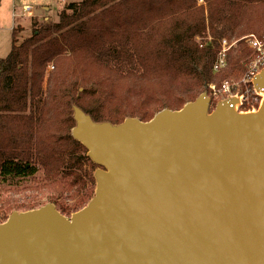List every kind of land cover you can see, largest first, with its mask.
Returning a JSON list of instances; mask_svg holds the SVG:
<instances>
[{
    "label": "trees",
    "instance_id": "1",
    "mask_svg": "<svg viewBox=\"0 0 264 264\" xmlns=\"http://www.w3.org/2000/svg\"><path fill=\"white\" fill-rule=\"evenodd\" d=\"M32 20L31 36L12 37L0 60V185L59 179L74 201L56 205L65 216L96 188V166L71 137L73 109L96 124L146 123L212 84L242 79L254 59L243 38L264 36V0H81L56 23ZM222 42L229 50L214 73Z\"/></svg>",
    "mask_w": 264,
    "mask_h": 264
},
{
    "label": "water",
    "instance_id": "2",
    "mask_svg": "<svg viewBox=\"0 0 264 264\" xmlns=\"http://www.w3.org/2000/svg\"><path fill=\"white\" fill-rule=\"evenodd\" d=\"M252 84L264 91V70ZM209 113L205 94L149 122L96 124L77 108L72 138L94 197L70 219L51 204L0 224V264H264V101Z\"/></svg>",
    "mask_w": 264,
    "mask_h": 264
},
{
    "label": "rangeland",
    "instance_id": "3",
    "mask_svg": "<svg viewBox=\"0 0 264 264\" xmlns=\"http://www.w3.org/2000/svg\"><path fill=\"white\" fill-rule=\"evenodd\" d=\"M80 1L81 0H0V60L8 56L11 49L12 37L15 42L19 44L31 36L32 19L38 20L39 24H41L43 20L47 23H56L59 13L66 5L70 3H79ZM199 4L203 3L199 1ZM34 15L36 16L35 18H33ZM247 37L248 36L243 39ZM231 44L234 46L236 42ZM222 46L224 47L225 45L222 44ZM47 72L48 75L51 74L53 72L52 67H49ZM86 75L87 74H85V76ZM253 79L254 77L251 80L246 73L242 79L226 80L223 82L227 83L230 87L229 95L239 101L236 111L239 115L255 113L262 103L260 94L256 93L257 91L252 84ZM222 84H215V86L219 88ZM203 94H205L210 101L209 113H212L219 103L226 101L225 96L218 94L213 95L209 88L201 95ZM196 99L193 102H195ZM52 145L53 144H49L46 145V147H51ZM77 146H80V143H77L76 147ZM95 166V173L97 171H104V168L98 165ZM67 190L71 191L68 184H65L59 179L52 182L44 181L42 173L36 176L35 179L21 184L18 188H9L0 185V217L6 216L7 221L12 214L21 215L33 210H38L47 204L53 205L56 211V205L70 208L74 205V201L72 200V202H69L66 200ZM57 197L58 199L54 203ZM72 215L73 214H67L64 217L70 219Z\"/></svg>",
    "mask_w": 264,
    "mask_h": 264
},
{
    "label": "built area",
    "instance_id": "4",
    "mask_svg": "<svg viewBox=\"0 0 264 264\" xmlns=\"http://www.w3.org/2000/svg\"><path fill=\"white\" fill-rule=\"evenodd\" d=\"M22 17V16H21ZM246 39L247 46L250 50H252L254 59L249 64V77L252 80L253 77L258 75L262 70H264V36L262 38H258L254 35L248 36ZM225 46H222L221 52L218 54V61L214 66V73L218 72L220 69L224 68L225 65V53L229 50L226 47V43L222 42ZM249 79V78H248ZM209 89L212 91L213 95H221L225 96L226 100L232 98L229 92V85L227 83H223L219 88H216L215 85H210ZM259 94V92H256Z\"/></svg>",
    "mask_w": 264,
    "mask_h": 264
},
{
    "label": "bare ground",
    "instance_id": "5",
    "mask_svg": "<svg viewBox=\"0 0 264 264\" xmlns=\"http://www.w3.org/2000/svg\"><path fill=\"white\" fill-rule=\"evenodd\" d=\"M259 94H260V97H261V99H262V103H263V101H264V91L259 92ZM262 103H261V105H262ZM238 105H239V101L237 100L236 105H235V106L233 107V109H232L233 112L237 113L236 111H237ZM261 105H260V107H259V110H260V108H261ZM252 114H256V113H252ZM252 114H250V115H252Z\"/></svg>",
    "mask_w": 264,
    "mask_h": 264
},
{
    "label": "crops",
    "instance_id": "6",
    "mask_svg": "<svg viewBox=\"0 0 264 264\" xmlns=\"http://www.w3.org/2000/svg\"><path fill=\"white\" fill-rule=\"evenodd\" d=\"M33 15V14H32ZM19 17H21V16H19ZM36 16L34 15V17L33 18H35Z\"/></svg>",
    "mask_w": 264,
    "mask_h": 264
}]
</instances>
